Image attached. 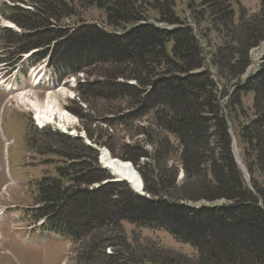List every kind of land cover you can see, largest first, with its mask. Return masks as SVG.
Listing matches in <instances>:
<instances>
[{"label": "trees", "instance_id": "1", "mask_svg": "<svg viewBox=\"0 0 264 264\" xmlns=\"http://www.w3.org/2000/svg\"><path fill=\"white\" fill-rule=\"evenodd\" d=\"M261 1L262 8L258 15H248L247 11L241 9V24L244 25L239 27L233 24L232 0H201L204 10L196 14L199 22L211 20L214 30L222 36V40L227 41L226 46L213 58L218 76L225 81L223 94L229 92V87H238L230 97L226 112L220 105V94L210 73L202 71L203 58L192 30L186 27L169 32L149 21L148 15L153 13L159 23L183 25L175 11V0H89V4L106 13V25L114 30L112 32L95 25H82L76 33L68 36L64 31L53 28L49 19L53 21V18L61 17L57 16L59 12L66 16L73 14L62 0H38L41 6L35 14L37 19H33V25L17 17L12 18L23 30H36L22 37L10 33L12 41H8V44L19 45L20 54L55 44L53 61L57 63L58 70L76 73L87 68L83 65L91 64V61H83L90 49L99 53L95 56L90 54L88 59L96 58V55L103 57L100 61L115 65L117 72H121L124 66L133 65L135 72H142L143 77L146 74L144 78L138 74L134 80L140 79L151 90L115 86L118 90L122 88L123 93L130 90L136 93L132 103L135 120L149 117L153 112L156 127L160 128L161 133L157 131L155 135L148 136L155 146L160 143V172L154 170L157 175L153 179L148 177V181V174L144 173L147 166L140 165V160L148 157L147 151L138 144L126 145L123 155L125 160L140 168L146 191L158 197L157 200L142 198L128 189L120 199L113 200L111 195L121 189V186L114 184L106 186L110 187L109 198L103 190L101 194V191L93 192L86 188L73 194H61L56 187L43 191L44 198H50L57 207L54 213L55 228L60 226L59 220H64L67 226L65 232L73 238L94 236L87 256L92 260V256L99 255L100 259L95 258V261L88 263L132 264L130 258L120 259L116 253L107 255V245L98 246L99 233L95 232L105 225L119 227L122 221H129L142 226H159L181 241L195 246L199 255L195 262L189 264H264V183L261 184L258 177L264 175V65L253 79L241 82L250 67L249 51L264 41V0ZM240 36H243L242 40ZM171 43L174 46L172 56L168 53ZM234 44L238 47H233ZM244 44L247 45L245 50L241 48ZM163 67L169 69L160 73ZM122 75L116 74L115 79L122 78ZM95 86L103 88L109 87V84L97 83ZM251 94L254 95V102L250 108L245 106V101ZM250 114L254 119L251 120ZM228 121L234 127L239 145L246 154L244 163L252 179L253 191L244 181L243 173L234 159ZM167 134L175 136L181 145L180 160L185 172L182 182H178L176 169L163 168L171 151L169 141L161 145ZM87 152L94 153L92 149ZM92 165L95 174L81 177L80 182L84 186L104 179V173L96 162ZM52 189L56 191L52 193ZM163 190L168 192L164 196ZM71 197L75 199L68 203ZM180 201L225 203L220 207L211 205L196 209L180 204ZM110 208H114L115 213ZM83 209L88 210V219L84 224L66 222L68 217L71 220L74 212ZM193 223L201 225L200 229ZM184 225L187 226L185 231ZM109 240L105 239V243ZM119 240L120 244L114 243L115 248L119 245L125 251L128 243L125 239ZM178 260L188 261L184 257L172 259L163 255L160 258L163 262H152L179 264Z\"/></svg>", "mask_w": 264, "mask_h": 264}, {"label": "rangeland", "instance_id": "2", "mask_svg": "<svg viewBox=\"0 0 264 264\" xmlns=\"http://www.w3.org/2000/svg\"><path fill=\"white\" fill-rule=\"evenodd\" d=\"M8 1L16 7L14 9L8 6L4 8L2 7V9L8 10L10 18L14 15L29 25L34 24L32 23L34 21L33 19H37L35 14L41 6L38 3V0ZM62 1H64L73 11V15L70 17L71 23L76 24L77 26L85 23H94L99 29H101V27L107 28L105 26L106 14L89 4L88 0ZM183 1L184 0H181V2ZM244 1L247 2V4H251V1L249 0ZM197 2L198 0H190V2L188 0L190 13L194 3ZM254 5H256V3H254ZM60 9L61 8H59V11ZM179 9H181V7ZM57 16L62 15H60L59 12ZM62 17L65 18L66 16L63 15ZM151 17L152 23H155L158 27L172 28L166 24L157 23L154 20V16ZM61 19L62 18L59 17L53 18V20L58 22L59 20L61 21ZM48 22H52V20L49 19ZM211 22L212 21L209 20V23H202L199 29L201 36L202 33L203 35H208V39H205L204 37L203 39L213 51L209 52L208 56L210 58L212 57V54L217 56L219 51L227 44L226 40H222L221 35H217L214 30H212L214 26ZM242 25L244 24H240L239 26ZM21 30L24 35L27 33L32 34L36 31H28V29ZM109 31L114 30L109 29ZM14 32L16 33L17 31ZM116 32L119 31L116 30ZM2 33L3 32L0 34V50L7 49L4 46V39L6 37ZM240 37L242 40L243 36ZM9 39L12 40L11 37ZM15 46L19 47V45ZM246 46L247 45L244 44L241 48L245 50ZM233 47L237 48L238 45L234 44ZM263 47L264 42L261 46L255 47L249 51L251 65L249 71L254 69L253 66L256 63V54L260 53ZM35 49L37 48H34L32 53L39 52L40 58L43 56V52L46 51L44 48L38 50ZM97 53L99 52L88 49L86 52L87 55L83 57V61H85L84 63L91 61V64H94L93 66H90L91 64L83 65L88 68H86L87 71L82 72L85 75V80H87L88 83H92V85H89L92 86V89H88V86L86 89L84 88L86 95L82 96L76 92L73 93L74 90L71 89V87L69 89V85H65L70 92L75 94L74 96H76V99L74 101H72V99H68V97L65 98L64 95L60 97L61 91L66 89L61 88L59 91H57V89L62 87L63 84L68 83V81L64 80L63 82H59V80H56L55 74L51 76L54 81H51L50 83L43 81L39 87L33 89L31 84L32 81L28 76V69L31 67L30 65H28V68L25 67L24 70H21L17 74L16 78L18 79L17 82L19 89L21 91L25 90L24 92H28L29 90L35 91L40 102L46 101L48 94L51 92L55 93V96L60 97V105L63 109L65 108L66 112H64L61 107L60 109L62 110V113L65 114L67 125L55 123L54 118L53 120L49 119L51 123L48 122L46 124V129H43L45 132L40 130L35 125L36 117L33 115L35 113L32 112L30 108L27 109L20 103L17 99V94L12 95L11 93L4 92L1 89L4 85H0V113L4 104L7 102L5 113H1L0 115V130H2V140L4 142H8V146L6 147V143H3L0 139V187L2 186L0 188V199L4 200L3 202L0 201V210L6 212V215L4 214V217L2 218L3 213L0 211V264H61L65 254L71 253L72 251L78 254V258L82 259L84 257L92 243L91 239H89L91 238V235L90 237H86L81 244L74 243L72 241L70 244V241L67 239H63L58 236H52V238L46 233L42 235L44 232L42 229L48 227L50 221H55L56 217H54V213L55 210H57L55 204L51 203L50 198L47 200L44 198L43 191L47 190V188L51 189L52 187H56V190H59L61 194H63L61 189H68L71 192L70 194H73L74 192H78L86 188L88 190L94 189L93 192L101 191V194L103 190L106 192V197L109 198L110 187L107 188L106 186L107 184H112V179H107L106 181L108 182H106L103 181L105 179L102 178L98 183L85 186L80 182L81 177H90L95 174L92 164L95 165L96 162V165L99 166V154L97 152H87L89 149H92L89 145L101 149L102 161L104 151H109V155L112 153L119 155L124 146L138 144L141 148L147 151L151 157L149 166H147L144 172L145 174H148L146 176L148 181L149 178L153 179V176H156L157 173L160 172V143L158 146H154L150 139H147L149 134L155 135L157 131L161 133L160 128L156 127V121H151L150 118L133 120V109L131 107L136 93L131 90L127 92L124 91L126 93H123L122 88V90L120 88L118 90L115 86L119 85L123 88H136L135 85L137 83V90L139 88L149 89L150 87H145L140 79L139 81L134 80L137 78L138 74L142 76V72H135V67L133 65H127L128 67L121 65L124 66L122 71L117 72V67L115 65L100 61L103 57L96 55V58L90 57L88 59L90 54L95 56ZM68 57L66 61H68ZM6 69L7 68L0 69V83L2 84L4 80H8V83L12 82V84H14L15 78L12 76L14 73L10 76L7 75L8 78L6 79ZM168 69L169 67H163V70L160 68V73H165ZM120 73L123 74V77L116 80V74ZM145 75L146 74H144V77H146ZM156 78L157 77H155L154 80ZM224 82V79L219 81L220 90H223L222 84ZM97 83L102 85L109 84V87H93V85ZM153 85L158 87L157 84ZM231 89L232 87H229V91H231ZM67 96L73 97L72 94H68ZM115 97H119V99H115ZM250 103L251 101L249 100L248 104ZM151 114H153V112H151ZM55 116L61 119L59 113H56ZM250 116L251 120L254 119L253 115L250 114ZM62 132H67L71 134L72 137L70 138L66 135L63 136L60 134ZM29 139L32 141L31 145L29 144ZM166 141L170 142L171 151L170 155L166 159V162H164L163 168L170 167L171 164L172 166L178 163L181 165L180 143H178L177 139L171 134L166 135L161 145H164ZM62 144H64L65 147H63ZM6 148L8 155L11 157L10 162L12 165L14 180L10 179L7 173L8 162L6 161ZM161 149L164 151L162 146ZM240 156L243 160H246V154L243 149H241ZM116 158L118 159L116 161L121 160L118 157ZM154 159L157 163H155ZM122 161L123 160H121V162ZM111 162L114 161L111 160ZM102 166L107 170L103 161ZM58 168H61L62 170L58 172ZM133 169L135 172L137 171V168ZM154 170L157 171V173H155ZM258 177L260 179V183H264V175H258ZM61 179L63 182H57V180ZM54 181L57 183L55 184ZM6 184L10 186L6 188V191L8 192H5L4 185ZM40 186L43 187L41 192ZM101 186L102 188H106L100 189ZM56 190L52 189L51 192L53 193ZM117 193L119 195H117ZM122 193V189H118L117 192L111 195L112 199H120L123 196ZM162 193V196H164L168 192L163 190ZM150 197L151 200H157L156 198H158L152 195H150ZM74 199L75 197H71L68 200V203L72 202ZM181 203L186 206L193 205V207H195L203 202L200 201L197 203H191L190 201H180V204ZM124 204H127V202L124 201ZM211 205H213V203H211ZM218 205L223 204L219 203ZM72 208L73 207L70 204V212H72ZM113 209L114 208H110V211L112 210V213H115ZM8 211H10L11 214ZM70 217L71 220L68 217L66 220L67 223L69 222V224L72 223L73 225H80V223L84 224L88 219V210H77L74 212L73 217ZM39 219L40 221H45V225L40 227L42 233L38 234L37 231H34L30 234L33 229L39 230V228L36 227ZM181 226L182 224L179 225V227ZM193 226H198V229L201 227L198 223H193ZM186 228L187 226L184 225L183 230L185 231ZM95 232L99 233L97 239L99 240L98 246L103 247L104 245H107V247H109L108 249H111V252H116L117 256L123 260L124 257L127 259L131 257L135 258L137 261H143L144 259L150 261H160V258H163V255H168L172 259H180L181 257H184L188 259V261L180 262V260H178V262H180L179 264H189V262H195L193 259L197 257V251L195 248H191L190 246L183 245V243L178 242L166 230L138 229L137 223L134 222L123 221L121 224L119 223V227L105 225L96 229ZM119 238L128 241V247L125 249L126 252L121 250L119 245L115 248L114 243H119ZM55 239H60L65 244ZM105 239L110 240L105 243ZM210 241L211 240L209 239V242ZM69 246L70 248H68ZM51 248L54 252L51 251ZM206 252L209 253L210 251ZM187 256H190L192 259ZM92 257L94 258L89 260L90 256H85L84 264H90L88 261H95V258L100 259L99 255H94ZM78 258L70 259L68 264H79ZM122 262L123 261H120V263Z\"/></svg>", "mask_w": 264, "mask_h": 264}, {"label": "bare ground", "instance_id": "3", "mask_svg": "<svg viewBox=\"0 0 264 264\" xmlns=\"http://www.w3.org/2000/svg\"><path fill=\"white\" fill-rule=\"evenodd\" d=\"M3 23L8 27L16 29V26L10 22L4 21ZM256 56H257L256 63L253 66L254 69L250 71V73L252 72L254 73V71L258 69L261 59L264 57V47L262 48L260 53L256 54ZM42 72L43 71L39 72L36 75V78L41 76L42 78L41 80H46V79L49 80V77L46 76L45 74H43L44 76L41 75ZM10 86L11 84H7L6 90L9 91V93L11 92L12 95L17 94V99L20 101V103L23 104L27 109L30 108L32 112L35 113L34 115L36 117V122L40 127L47 126L46 124L48 122L51 123L49 119L53 120L54 118H55L54 119L55 123L67 125L65 120L66 118L65 114L62 113V110L64 112H66V110L63 109L60 105V97L62 95L66 97L69 94L66 90L61 91L60 97L55 96V93L51 92L48 94L46 101L40 102L35 91L29 90L28 92H24L25 90L24 91L16 90V89L12 90L13 87ZM33 86H37V85L34 84ZM33 88H37V87H33ZM60 107L62 108V110L60 109ZM56 113H59L61 119L55 116ZM108 152L104 151L103 159H102L103 163L105 164V167L107 168L108 173L111 175H115L116 176L115 178H118L121 181L127 182L132 187L131 189H133L137 193L141 192L140 194H143L141 191V186H142L140 181L141 179L139 175L132 168V165L128 164L129 162L123 163V161L121 162V160L116 161L118 159H114L111 154H110L111 156L109 155L110 152L109 153ZM111 160H113L114 162H111Z\"/></svg>", "mask_w": 264, "mask_h": 264}, {"label": "crops", "instance_id": "4", "mask_svg": "<svg viewBox=\"0 0 264 264\" xmlns=\"http://www.w3.org/2000/svg\"><path fill=\"white\" fill-rule=\"evenodd\" d=\"M259 1V0H258ZM246 6V5H245ZM248 7V6H247ZM249 8V7H248ZM257 8H258V6H257V3H256V5H254V6H252V8L251 9H253V10H257Z\"/></svg>", "mask_w": 264, "mask_h": 264}]
</instances>
